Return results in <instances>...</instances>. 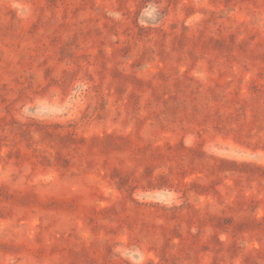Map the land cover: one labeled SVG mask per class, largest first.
<instances>
[{
  "label": "rangeland",
  "instance_id": "1",
  "mask_svg": "<svg viewBox=\"0 0 264 264\" xmlns=\"http://www.w3.org/2000/svg\"><path fill=\"white\" fill-rule=\"evenodd\" d=\"M0 264H264V0H0Z\"/></svg>",
  "mask_w": 264,
  "mask_h": 264
}]
</instances>
